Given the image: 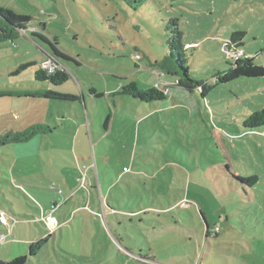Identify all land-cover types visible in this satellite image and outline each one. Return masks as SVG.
I'll list each match as a JSON object with an SVG mask.
<instances>
[{
    "label": "rangeland",
    "instance_id": "1",
    "mask_svg": "<svg viewBox=\"0 0 264 264\" xmlns=\"http://www.w3.org/2000/svg\"><path fill=\"white\" fill-rule=\"evenodd\" d=\"M0 8L57 38L75 60L59 59L70 78L55 89L83 101L0 97V135L57 124L0 146V260L264 264V127L243 126L264 106V0H147L136 9L123 0H0ZM173 19L192 76L211 83L219 72L221 81L205 97L169 88L165 103L109 95L152 75L146 64L168 53ZM235 31L245 32L236 43ZM29 32L0 42V91L43 88L34 73L50 49ZM243 53L251 66L238 64ZM171 205H186L195 223L178 208L155 211ZM199 209L218 233L205 237Z\"/></svg>",
    "mask_w": 264,
    "mask_h": 264
},
{
    "label": "trees",
    "instance_id": "2",
    "mask_svg": "<svg viewBox=\"0 0 264 264\" xmlns=\"http://www.w3.org/2000/svg\"><path fill=\"white\" fill-rule=\"evenodd\" d=\"M127 4L131 5L133 9L138 8L147 0H123ZM31 21V17L24 14H16L14 11L10 9H2L0 8V42L3 41H14L19 34H27V30H29V36L34 39L37 36L48 44L50 51L47 53L46 60L41 62V65L38 69L35 70L34 79L37 81H42L43 84L39 87L32 90H7L0 91L1 96H18V97H42L47 101H66V102H79L82 106L83 101L81 96L59 92L55 89V87L62 85L69 78L70 75L65 71L64 67L60 63L59 59H67V60H75L69 54L65 53L58 46L56 37H48L42 32H38L35 27L32 26L29 22ZM32 27L34 29H32ZM171 28V38L168 41V53L164 55L161 59L155 60L154 62H147V71L152 74L147 78L143 75H140L141 78L131 79L125 84L121 85L119 90L109 93V95L114 94L129 96L131 99H135L137 101H141L143 103H152L159 102L165 103L170 97L167 93V89L172 87H181L189 92H193L195 89L200 90V94L202 97H205L207 93L215 87L218 82L221 81V76L219 72L215 74L217 77L216 80L211 83L204 82L203 80H199L196 77L192 76V71L189 66V60L187 58V50L191 48H185V44L183 43V33L182 30L178 26V19L170 20ZM245 34L244 31H235L232 33L230 40L236 43L237 40L242 38H237L236 35H240L243 37ZM242 49V48H241ZM219 51L223 54L225 52L219 48ZM244 52V51H243ZM245 55V53H243ZM226 55V54H225ZM139 57V55H137ZM246 56V55H245ZM134 58L137 60L134 56ZM140 58V57H139ZM142 58V57H141ZM50 61L54 66L53 72H48L46 68L43 67L44 63ZM77 63V61H75ZM238 64L242 66H251V58L244 57L243 59H238ZM36 65V62L30 61L23 64H20L17 69L13 72V74H18L22 70L26 69L29 66ZM173 77L174 79L167 78L166 81L162 80L163 76ZM224 75H230L229 71L224 72ZM152 78V79H151ZM90 92L95 96H101L102 93H97L93 88L90 89ZM104 94V93H103ZM151 105L150 107H152ZM110 120V115L106 117L104 128H107ZM243 126L250 130H256L261 127H264V106L258 110L252 111L249 113L245 119H243ZM57 128V124L53 127L46 124H36L28 127L24 131H15V132H6L0 135V146L9 145V144H17L20 142H25L31 139L34 135H39L41 137L44 133L53 132ZM30 184V183H29ZM180 201L175 204H179ZM174 204V205H175ZM171 205L169 207L158 208L163 211L164 214L170 212L171 210L176 209L178 206ZM184 210L185 214H188L190 217V222L192 224L195 223V217L192 211ZM199 214L201 215V220L205 225H208V230L204 232L205 236L211 235V227L210 223L207 220L206 214L199 209ZM228 219V214L225 215ZM174 221H166V223H161L163 225L175 223L176 220L174 217L171 218ZM193 232H197V229L193 228ZM215 235V234H212ZM188 236V235H187ZM186 236V237H187ZM189 239V237H187ZM44 239L41 241L31 242L29 244L28 254L36 255L37 244L43 243ZM27 255H19L14 257L10 261L0 260V264H25L27 261Z\"/></svg>",
    "mask_w": 264,
    "mask_h": 264
},
{
    "label": "built area",
    "instance_id": "3",
    "mask_svg": "<svg viewBox=\"0 0 264 264\" xmlns=\"http://www.w3.org/2000/svg\"><path fill=\"white\" fill-rule=\"evenodd\" d=\"M221 49L224 52H226V53L229 51L227 45H224L223 48H221ZM43 67L46 68L48 70V72H53L54 71V66H53V64L50 61L45 62L44 65H43ZM0 221L1 222H4V223L6 222V218H5V216L3 214H0ZM218 232H219V227H214L213 232H211V233L212 234H216ZM1 238L3 239L4 237L1 236Z\"/></svg>",
    "mask_w": 264,
    "mask_h": 264
},
{
    "label": "crops",
    "instance_id": "4",
    "mask_svg": "<svg viewBox=\"0 0 264 264\" xmlns=\"http://www.w3.org/2000/svg\"><path fill=\"white\" fill-rule=\"evenodd\" d=\"M147 74V73H146ZM144 76V75H143ZM147 76V75H146ZM152 79V78H151ZM30 185H32V186H35L34 185V183H30ZM185 206L186 205H184L183 207L182 206H178L177 208L178 209H180V210H185ZM156 212L158 211H161V210H155ZM163 212V211H162ZM49 217L51 218V219H53V221L55 222L56 220H55V218L53 217V216H51V215H49ZM206 225L204 224V232H206L207 230H206V227H205ZM197 232H199V230L197 229ZM205 234V233H204ZM184 236L186 237V235H185V233H184ZM206 237V236H205ZM154 262H155V260H153Z\"/></svg>",
    "mask_w": 264,
    "mask_h": 264
},
{
    "label": "water",
    "instance_id": "5",
    "mask_svg": "<svg viewBox=\"0 0 264 264\" xmlns=\"http://www.w3.org/2000/svg\"><path fill=\"white\" fill-rule=\"evenodd\" d=\"M205 227H206V230H208V225H206Z\"/></svg>",
    "mask_w": 264,
    "mask_h": 264
}]
</instances>
